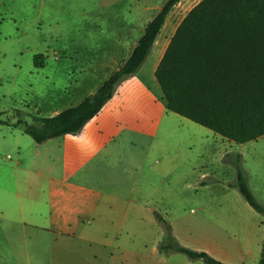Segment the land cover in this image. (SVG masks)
I'll use <instances>...</instances> for the list:
<instances>
[{
  "label": "rangeland",
  "instance_id": "1",
  "mask_svg": "<svg viewBox=\"0 0 264 264\" xmlns=\"http://www.w3.org/2000/svg\"><path fill=\"white\" fill-rule=\"evenodd\" d=\"M166 1L0 0V122L34 125L91 97L129 59ZM202 1H180L146 63L125 85L129 92L115 98L133 99L144 85L163 115L142 98L131 105L116 128L124 133L110 139L102 161L87 172L112 180L91 184L93 195L116 193L122 210L132 205L137 211L129 218L131 230H36L72 219L50 214L49 190L63 181L73 186L65 193L80 194L77 181L86 178V167H65L58 140L39 146L21 129L0 126V264H204L161 250L167 243L158 218L184 248L225 264L260 263L264 216L236 187V165L264 206V137L237 145L169 113L155 79L178 27ZM39 55L44 68L35 67Z\"/></svg>",
  "mask_w": 264,
  "mask_h": 264
},
{
  "label": "trees",
  "instance_id": "2",
  "mask_svg": "<svg viewBox=\"0 0 264 264\" xmlns=\"http://www.w3.org/2000/svg\"><path fill=\"white\" fill-rule=\"evenodd\" d=\"M181 0H167L147 25L129 59L90 98L34 125L19 120L21 129L39 146L78 135L115 96L118 87L136 76L149 58L165 24ZM36 56V68H44ZM155 79L169 113L199 125L228 142L245 145L264 137V0H203L183 20L157 67ZM239 192L258 214L264 206L250 191L240 164ZM166 246L191 261L225 264L206 252L180 246L171 227L158 218ZM259 264H264V243Z\"/></svg>",
  "mask_w": 264,
  "mask_h": 264
},
{
  "label": "crops",
  "instance_id": "3",
  "mask_svg": "<svg viewBox=\"0 0 264 264\" xmlns=\"http://www.w3.org/2000/svg\"><path fill=\"white\" fill-rule=\"evenodd\" d=\"M134 78L135 76L120 84L113 99L78 135H68L56 139L58 142H62L65 167H86V178L77 181L78 185L83 187V189H81L82 192L78 195L65 193L67 188L71 190L73 187L72 184H65L63 181H58L51 186L49 190L51 205L48 206L50 214L55 210L57 213L66 214L69 217L71 216L72 219L57 221L54 225L50 220L46 227L42 226L43 228H36L39 232L50 233L47 229L54 228L57 229L56 231H58L59 234L66 235L76 233L77 231L81 234H88L91 232L105 233L108 229L112 228L132 229L134 222L133 220H129V218H137V211H133L131 208L132 205L122 210L120 207L122 201L121 196L116 193L101 196L93 195L88 189L91 184L100 183L101 185H107V183L112 182V180L92 178L88 176L87 172L95 169L96 162L102 161L100 154L106 150L110 139L116 134L124 133L123 131L116 130V128L120 121H126L125 116L128 115L131 105L138 103L142 98V100L147 102L146 104L151 106L152 113L163 115V108H161V106L156 107L154 98L149 96L144 85L133 91V99H124L119 102L115 101L119 92L122 95L129 92L125 85ZM117 180L118 179L113 180V182L116 184ZM65 182L71 181L67 180ZM118 182L120 183V180H118ZM121 218L123 220H121ZM134 221L136 222L137 220ZM30 224L34 225L32 222H30Z\"/></svg>",
  "mask_w": 264,
  "mask_h": 264
}]
</instances>
